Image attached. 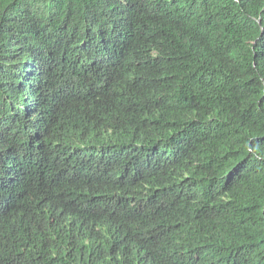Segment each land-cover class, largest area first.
Here are the masks:
<instances>
[{
	"label": "trees",
	"instance_id": "obj_1",
	"mask_svg": "<svg viewBox=\"0 0 264 264\" xmlns=\"http://www.w3.org/2000/svg\"><path fill=\"white\" fill-rule=\"evenodd\" d=\"M0 264H264V0H0Z\"/></svg>",
	"mask_w": 264,
	"mask_h": 264
},
{
	"label": "clouds",
	"instance_id": "obj_2",
	"mask_svg": "<svg viewBox=\"0 0 264 264\" xmlns=\"http://www.w3.org/2000/svg\"><path fill=\"white\" fill-rule=\"evenodd\" d=\"M106 231L103 233V235H105Z\"/></svg>",
	"mask_w": 264,
	"mask_h": 264
}]
</instances>
